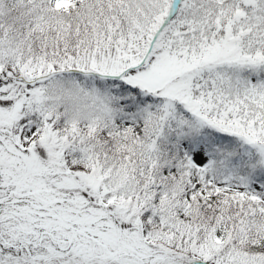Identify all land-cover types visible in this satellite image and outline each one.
I'll list each match as a JSON object with an SVG mask.
<instances>
[{
  "label": "snow or ice",
  "instance_id": "6c2138e0",
  "mask_svg": "<svg viewBox=\"0 0 264 264\" xmlns=\"http://www.w3.org/2000/svg\"><path fill=\"white\" fill-rule=\"evenodd\" d=\"M0 264H264V0H0Z\"/></svg>",
  "mask_w": 264,
  "mask_h": 264
}]
</instances>
